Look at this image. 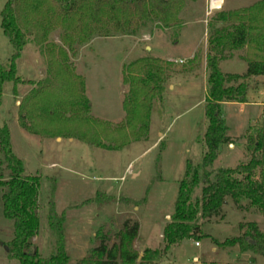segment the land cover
<instances>
[{"label":"rangeland","instance_id":"rangeland-1","mask_svg":"<svg viewBox=\"0 0 264 264\" xmlns=\"http://www.w3.org/2000/svg\"><path fill=\"white\" fill-rule=\"evenodd\" d=\"M6 1L0 0V59L3 62L12 51L1 26ZM257 1L224 0L218 11L248 7ZM207 3L208 0H185L179 13L182 21L179 26L163 28L153 24L135 35L94 36L76 43L75 51L69 52L76 72L85 78L90 115L110 124L125 119L122 102L129 88L123 77L125 66L144 56L172 62L169 71L173 75L165 84L164 100L154 101L148 131L139 140H131L118 149L105 139V147L92 146L75 138L46 137L20 126V104L37 87L28 80L44 79L50 66L43 46L31 37L17 61L18 74L24 82L17 85V94L13 92V83H6L0 106V123L6 121L9 126L14 152L23 159L26 173L39 174L41 178L36 208L41 226L31 249L36 246L45 257L55 246L56 237L47 223V201L54 179L55 207L65 219L68 264H79L88 256L98 245V234L109 236L110 244L118 242L115 233L126 219L140 225L139 235L131 244L139 253L136 264L140 263L146 248L162 251L148 264H264L262 254L242 251L238 244L216 242L241 236L251 221L264 231V216L258 210L239 209L229 197L220 215L199 218L201 230L208 237L185 239L164 250V227L174 211L186 163L188 160L199 162L205 152L201 137L207 127L208 39L218 12L208 14ZM59 33L60 30L53 31L49 40L60 42ZM232 52L231 57L237 59L224 64L223 71L245 72L246 62L240 59L246 49ZM179 59L183 62H176ZM54 67L60 65L54 63ZM176 78L182 79V83L169 90L168 85ZM256 78L249 79V102L221 106L228 134L234 140L220 147L217 159L208 167L212 177L218 168L236 167L250 158L247 139L261 120L258 102L264 103V76ZM3 174L8 178L9 171L5 169ZM202 187L203 183L195 187L193 200L201 196ZM1 194L0 188V264H20L6 248L14 236V224L3 214ZM243 204L247 205V201Z\"/></svg>","mask_w":264,"mask_h":264},{"label":"trees","instance_id":"trees-1","mask_svg":"<svg viewBox=\"0 0 264 264\" xmlns=\"http://www.w3.org/2000/svg\"><path fill=\"white\" fill-rule=\"evenodd\" d=\"M184 4L185 0H7L1 26L12 51L5 62L0 59V106L5 84L12 82L17 94V85L24 82L18 74L17 61L34 36L47 53L50 66L44 79L28 80L37 87L20 104L22 128L46 137L75 138L92 146L105 147V139L117 149L139 140L148 131L154 101L164 100L165 84L173 75L169 71L172 62L144 56L126 65L123 77L129 88L122 102L125 119L110 124L90 115L85 78L76 72L69 52L75 51L76 43L94 36L135 35L153 24L163 28L179 26ZM55 30H60L58 43L49 40ZM208 44L207 127L201 137L205 152L199 162L186 163L174 211L164 227V250L185 239L208 237L198 220L220 215L228 197L239 209L252 207L264 216V105L261 120L247 139L251 151L248 161L236 167L218 168L213 177L208 169L217 159L220 147L234 140L228 134L222 104L248 102L249 79L264 76V0L244 8L218 11ZM239 49H246L242 57L246 72L224 73L220 61ZM54 63L60 67H54ZM0 153L3 214L14 224V236L7 243L10 254L20 264H68L65 219L55 207L56 181H51L47 201V223L56 240L51 253L44 257L36 246L31 249L41 226L36 211L41 178L39 174L26 173L23 159L14 152L6 121L0 123ZM5 169L9 171L8 178L3 177ZM200 183L201 196L193 200V191ZM139 230L138 222L126 219L115 233L118 242L110 244L109 236L98 234V245L79 264H136L139 253L131 244ZM216 242L238 244L242 251L264 255V231L255 221L246 224L241 236ZM161 253L159 249L146 248L139 264H148Z\"/></svg>","mask_w":264,"mask_h":264},{"label":"crops","instance_id":"crops-1","mask_svg":"<svg viewBox=\"0 0 264 264\" xmlns=\"http://www.w3.org/2000/svg\"><path fill=\"white\" fill-rule=\"evenodd\" d=\"M233 53V52H232ZM235 53V52H234ZM23 56V55H22ZM233 58H234V56H233ZM232 57H231V55L228 57V58H226V59H222L221 61H220V67H221V69H222V71H223V67H224V64H229L230 63V61L231 60H235V59H237V58H234L233 59ZM179 60H183V59H179ZM240 60H242V61H244V59H240ZM246 66H247V64H246ZM224 73H234V72H228V71H223ZM246 72V71H245ZM245 72H243V73H238V74H244ZM236 73V72H235ZM252 79H257L256 77H252ZM182 83V79H180V78H176V79H172V81L170 82V84L168 85V88H169V90H173V88L176 86V85H179V84H181ZM248 93H249V91H248ZM247 99H248V94H247ZM248 102H249V99H248ZM226 103H229V102H226ZM243 103H246V102H243ZM242 103V104H243ZM259 103V105H260V107H261V109H263V105H264V103L262 104L261 103V101H259L258 102Z\"/></svg>","mask_w":264,"mask_h":264},{"label":"built area","instance_id":"built-area-1","mask_svg":"<svg viewBox=\"0 0 264 264\" xmlns=\"http://www.w3.org/2000/svg\"><path fill=\"white\" fill-rule=\"evenodd\" d=\"M223 5H224V0H208L207 3L208 14H210L213 11L221 10ZM177 61L183 62V60H176V62Z\"/></svg>","mask_w":264,"mask_h":264},{"label":"water","instance_id":"water-1","mask_svg":"<svg viewBox=\"0 0 264 264\" xmlns=\"http://www.w3.org/2000/svg\"><path fill=\"white\" fill-rule=\"evenodd\" d=\"M7 249H9L8 247H6Z\"/></svg>","mask_w":264,"mask_h":264}]
</instances>
